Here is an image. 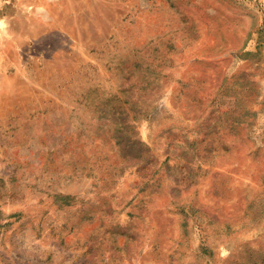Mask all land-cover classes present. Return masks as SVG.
Returning <instances> with one entry per match:
<instances>
[{
  "label": "rangeland",
  "instance_id": "rangeland-1",
  "mask_svg": "<svg viewBox=\"0 0 264 264\" xmlns=\"http://www.w3.org/2000/svg\"><path fill=\"white\" fill-rule=\"evenodd\" d=\"M0 21V264H264V0Z\"/></svg>",
  "mask_w": 264,
  "mask_h": 264
},
{
  "label": "clouds",
  "instance_id": "clouds-1",
  "mask_svg": "<svg viewBox=\"0 0 264 264\" xmlns=\"http://www.w3.org/2000/svg\"><path fill=\"white\" fill-rule=\"evenodd\" d=\"M3 27V21H0V28Z\"/></svg>",
  "mask_w": 264,
  "mask_h": 264
}]
</instances>
